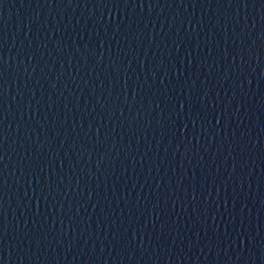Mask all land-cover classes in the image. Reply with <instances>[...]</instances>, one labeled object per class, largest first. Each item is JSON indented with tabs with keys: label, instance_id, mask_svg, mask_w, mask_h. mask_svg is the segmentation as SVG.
<instances>
[{
	"label": "water",
	"instance_id": "obj_1",
	"mask_svg": "<svg viewBox=\"0 0 264 264\" xmlns=\"http://www.w3.org/2000/svg\"><path fill=\"white\" fill-rule=\"evenodd\" d=\"M0 264H264V0H0Z\"/></svg>",
	"mask_w": 264,
	"mask_h": 264
}]
</instances>
